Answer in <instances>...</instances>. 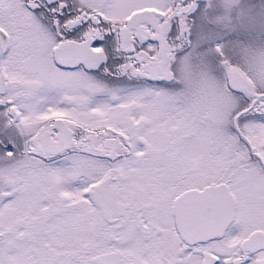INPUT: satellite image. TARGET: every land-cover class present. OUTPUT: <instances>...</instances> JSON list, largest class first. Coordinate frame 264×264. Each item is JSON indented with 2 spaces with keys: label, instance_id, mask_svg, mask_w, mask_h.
<instances>
[{
  "label": "snow or ice",
  "instance_id": "obj_1",
  "mask_svg": "<svg viewBox=\"0 0 264 264\" xmlns=\"http://www.w3.org/2000/svg\"><path fill=\"white\" fill-rule=\"evenodd\" d=\"M0 264H264V0H0Z\"/></svg>",
  "mask_w": 264,
  "mask_h": 264
}]
</instances>
